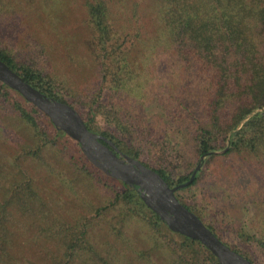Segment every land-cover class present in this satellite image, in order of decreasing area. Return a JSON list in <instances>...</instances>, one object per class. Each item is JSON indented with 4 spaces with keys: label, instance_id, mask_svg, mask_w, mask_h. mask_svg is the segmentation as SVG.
<instances>
[{
    "label": "trees",
    "instance_id": "16d2710c",
    "mask_svg": "<svg viewBox=\"0 0 264 264\" xmlns=\"http://www.w3.org/2000/svg\"><path fill=\"white\" fill-rule=\"evenodd\" d=\"M118 2L122 9L114 0L84 1L86 37L74 39L80 37L78 41L85 43L89 54L83 55L75 71L65 70V62L56 66L58 57L47 54V45L36 38L33 49L20 53L0 44V59L46 95L72 104L71 98L85 107L87 116L82 117L88 128L154 169L170 186L187 181L205 154L202 168L189 186L176 192L178 196L179 191H189L199 183L205 168L217 157L207 153L221 143L229 142L223 156L249 153L264 158V0ZM141 2L149 6L150 11L141 15L148 19L145 25L133 26L126 7L130 3L135 12ZM5 9L4 5L1 10ZM157 47L171 51V78L156 75L153 58L159 52ZM84 65L93 73L91 86L82 77ZM154 74L161 80H155ZM151 81L158 84L156 89L150 90ZM153 91L164 99H151ZM150 101L165 103L171 123L180 127L190 143L193 159L177 177L153 158L157 132L165 131L167 138L168 128L166 122L145 115ZM12 115L29 126L30 142L20 144L19 151L30 169L15 167L10 183L0 186V264H75L81 256L89 264H153L142 261L143 250L127 252L110 241L111 249L108 242L96 244L95 218L103 216L112 240H124L132 223L150 230L159 246L166 239L168 259H172L167 264H219L198 240L170 231L132 187L102 175L78 147L77 156L68 155L67 163L86 185L99 184L109 198L90 206L91 217L84 212L58 213L45 198L52 174L37 178L31 163L46 164L43 152L59 139L70 138L36 106L0 82V120ZM97 115H107L117 131L97 126ZM142 128L152 129L150 136L138 138ZM64 150L63 146L60 151ZM182 203L203 218L196 204ZM255 240L264 250V237ZM229 246L258 264L246 252Z\"/></svg>",
    "mask_w": 264,
    "mask_h": 264
},
{
    "label": "rangeland",
    "instance_id": "374dc122",
    "mask_svg": "<svg viewBox=\"0 0 264 264\" xmlns=\"http://www.w3.org/2000/svg\"><path fill=\"white\" fill-rule=\"evenodd\" d=\"M84 1L8 0V3L6 1L2 3L0 0V44L8 46L12 52L20 53V51L33 49L36 38L47 45V54L49 52L58 57L55 59L56 66L65 62L67 65L65 70L75 71L83 55L89 54L85 43L78 41L80 37H86V31L82 26L86 15ZM114 1L119 8L122 7L118 0ZM4 5L5 11L1 10ZM132 7L133 5L130 6L128 3L126 13L132 15L133 26L145 25L148 18H143L141 15L150 11L149 6L141 2L135 12L131 10ZM78 35L80 37L75 40L74 38ZM157 50L159 52L153 58L154 67L157 70L156 75L171 78L170 67L174 66L171 51L158 47ZM150 63L148 62V66ZM84 70L82 77L89 81V86L93 85L95 83L91 77L93 73L90 75L89 68L85 65ZM60 73H64V69H61ZM154 79L157 80V76ZM155 85L158 86L156 83ZM155 85L151 81L150 90L156 89ZM154 93L155 91L151 93V99H164L163 97L158 98ZM69 99L76 105L80 114L86 117V108L71 98ZM149 103L145 115L155 121L166 122L165 125L168 128L167 138L163 136L165 131L157 132L153 158L158 159L177 177L185 171L187 162L193 159L190 143L187 144L186 138L180 133V127L171 123L172 118L167 114V109L163 107L164 102L150 101ZM107 118V115H97V126L103 127L104 130L114 128ZM1 119L0 186L5 187L10 183L11 172L15 167L30 169L28 162L19 151L20 144L30 142V129L22 119L14 115L2 116ZM151 130L142 128L138 131L140 132L138 138L150 136ZM228 143V141L221 143L214 151H222L229 146ZM63 146L64 154L60 151ZM77 151L76 144L63 137L53 147L49 146L43 152L46 164L35 161L37 164L31 163V167H36L39 179L44 177V173L52 174L53 183L49 186V192L47 191L45 198L58 213L68 212L70 215H77V213L84 212V215L91 217V213L87 212L90 206L102 204L109 198V195L99 184L86 185L78 172L69 166L68 155L77 156ZM225 152L215 154L217 157L205 168V174L199 183L189 191H179V197L186 203L191 201L201 208L204 214L202 219L213 227L225 243L246 252L258 264H264V250L255 240L256 237H264V158L255 157L249 153L226 157L223 156ZM107 228L108 221L104 216L95 218L96 244L102 246L108 242L110 249L111 243L114 246L118 244L126 248L127 252L133 248L143 250L146 254L142 261L148 260L153 264L154 262L167 264L172 260L168 259L170 248L167 246L166 239L164 242L160 241L161 246L157 245L150 230H146L139 223H132L129 226L125 233L127 237L124 240H112ZM75 264L89 263L81 256L76 259Z\"/></svg>",
    "mask_w": 264,
    "mask_h": 264
},
{
    "label": "water",
    "instance_id": "95a60500",
    "mask_svg": "<svg viewBox=\"0 0 264 264\" xmlns=\"http://www.w3.org/2000/svg\"><path fill=\"white\" fill-rule=\"evenodd\" d=\"M0 82L36 106L56 129L74 140L84 157L102 175L132 187L170 231L198 240L215 255L219 264H256L218 238L176 194L179 189L192 183L201 168L205 154L200 156L187 181L170 186L154 169L122 152L112 141L88 128L75 104L46 95L26 82L1 59ZM227 149L228 146L222 151L213 150L207 154L215 155Z\"/></svg>",
    "mask_w": 264,
    "mask_h": 264
}]
</instances>
